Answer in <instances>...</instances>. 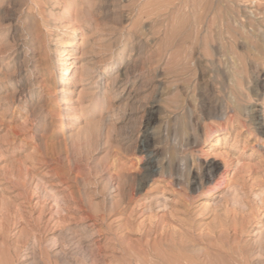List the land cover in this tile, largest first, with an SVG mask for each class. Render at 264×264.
Segmentation results:
<instances>
[{
  "label": "rangeland",
  "instance_id": "rangeland-1",
  "mask_svg": "<svg viewBox=\"0 0 264 264\" xmlns=\"http://www.w3.org/2000/svg\"><path fill=\"white\" fill-rule=\"evenodd\" d=\"M263 45L264 0H0L1 263L264 264ZM120 56L134 87L115 101Z\"/></svg>",
  "mask_w": 264,
  "mask_h": 264
},
{
  "label": "bare ground",
  "instance_id": "bare-ground-1",
  "mask_svg": "<svg viewBox=\"0 0 264 264\" xmlns=\"http://www.w3.org/2000/svg\"><path fill=\"white\" fill-rule=\"evenodd\" d=\"M156 1V0H155ZM165 1V0H164ZM201 1H204V0H201ZM185 2V1H184ZM231 2V1H230ZM160 3V2H159ZM233 4V3H232ZM163 5V4H162ZM244 5V4H243ZM161 7V6H160ZM187 7V6H186ZM201 7V6H200ZM183 8V7H182ZM237 8V7H236ZM154 9V8H153ZM179 9V8H178ZM185 9V8H184ZM191 9V8H190ZM233 9V8H232ZM186 10V9H185ZM194 10V9H193ZM199 10V9H198ZM159 11V10H158ZM179 11V10H178ZM156 12V11H155ZM248 12V11H247ZM199 13V12H198ZM251 13V12H250ZM161 14V13H160ZM194 14H196V13H194ZM254 14V13H253ZM164 16V15H163ZM241 17V16H240ZM254 17V16H253ZM204 18V17H203ZM177 19V18H176ZM194 21V20H193ZM167 23V22H166ZM236 24V23H235ZM239 25H241V24H239ZM244 25V24H243ZM221 27V26H220ZM178 29V28H177ZM232 29V28H231ZM243 29H244V27H243ZM237 30V29H236ZM235 30V31H236ZM257 30V29H256ZM236 34H237V32H236ZM15 35V34H14ZM16 41V40H15ZM259 41V40H258ZM220 43V42H219ZM257 44V43H256ZM223 44H221L220 46H221V48L222 47H224V46H222ZM249 45V44H248ZM253 45H254V43H253ZM259 46V45H258ZM261 46V45H260ZM264 46V45H263ZM262 46V47H263ZM196 47V46H195ZM252 48V45L250 44V46H248V50H250ZM255 48H257V47H255ZM30 49V48H29ZM167 49V48H166ZM229 50H227V51H229L230 53H229V59L227 60V58H226V60H227V62L228 63H230V67H229V69L230 70H228V72H229V74H230V82H231V84H230V86H231V90H232V98H233V101H234V107H236L237 108V112L236 113H234L236 116H240L241 114H240V110H239V106H240V104H242V103H240L239 104V101L241 100L240 98V96H243V94H245V92L242 94V92H243V82L244 81H246L245 79H247L248 78V76H249V73H248V69H247V67H248V65H247V63H246V61H247V59H246V61L245 60H243L241 57H239L236 53H235V50H234V48L232 47V46H229V48H228ZM18 50V49H17ZM28 50V49H27ZM256 50V49H255ZM254 50V51H255ZM263 50V49H262ZM31 53H35L36 51L35 50H33V49H30L29 50ZM251 51V50H250ZM259 51V50H258ZM252 53V52H251ZM255 53V52H254ZM261 53V52H260ZM200 54V53H199ZM263 54H264V52H263ZM257 55V54H256ZM255 55V56H256ZM254 56V55H253ZM258 56V55H257ZM252 57V56H251ZM257 58V60H259L260 61V58H258V57H256ZM169 59V58H168ZM186 59V58H185ZM231 59V60H230ZM245 59V58H244ZM118 60L121 62L120 63V65H124V67L122 68V69H120V70H118L117 72H112L111 74H109L110 75V82H109V84H108V91H109V93H111V97L115 100V101H119V100H121L122 98H123V93L125 92V91H127L130 87H131V84H133L132 85V87H134V82H133V78H134V70H133V68H134V63L133 62H131V61H129L130 59H128L127 61L128 62H126L125 61V59L123 58V56H120L119 58H118ZM230 60V61H229ZM167 61V60H166ZM261 61H262V59H261ZM226 62V61H225ZM226 62V63H227ZM262 64H264V60H263V63ZM261 64V65H262ZM29 65V64H28ZM116 66H117V64H115ZM259 64L257 63V66H258ZM120 67V66H119ZM259 67V66H258ZM35 68V67H34ZM264 68V67H263ZM112 69V68H111ZM119 69V68H118ZM253 69H251V71H252ZM31 72H34L33 71V69L31 70ZM30 72V73H31ZM35 73V72H34ZM261 73V72H260ZM257 74H258V77H259V70H257ZM10 76V75H9ZM188 76V75H187ZM250 77V76H249ZM174 80V79H173ZM248 80H251V79H248ZM259 80H261V79H259ZM169 84V83H168ZM34 84H32V86H33ZM170 85V84H169ZM245 85V84H244ZM257 85V84H256ZM187 87V86H186ZM189 87V86H188ZM26 89V88H25ZM28 89V88H27ZM258 89H259V94H261V91H263L264 90V84H261V81L259 82L258 81ZM247 92V91H246ZM106 93V92H105ZM24 95L26 96V97H28V98H30V97H33V95H35V89H33V88H30L29 90H24ZM42 95V94H41ZM229 100V99H228ZM242 101V100H241ZM41 107V106H40ZM123 109V108H122ZM240 109H241V107H240ZM235 110V109H234ZM118 111H120L119 109H118ZM35 112V111H34ZM117 112V111H116ZM241 112H242V110H241ZM119 113V112H118ZM233 113V112H232ZM247 113V112H246ZM34 114V113H33ZM35 115V114H34ZM113 115H115L116 116V114L114 113ZM247 115H250V116H248V117H250V120H249V128H250V130H251V132L250 133H253L254 135L256 134L257 136H264V119L262 120L261 118V115H260V110L255 106V107H253V108H251V109H249V111H248V114ZM263 115H264V113H263ZM32 117V116H31ZM38 117V116H37ZM114 117V116H113ZM235 117V116H234ZM234 117H231L230 119L232 120V121H234ZM116 118V117H115ZM235 118H237V117H235ZM28 120V119H27ZM239 122V121H238ZM26 123V122H25ZM34 124V123H33ZM242 126V128H243V131H245V128H246V125H241ZM248 127V126H247ZM242 130V129H241ZM242 132V131H241ZM16 133V132H15ZM239 133V132H238ZM248 134H249V132H248ZM238 135V134H237ZM14 136V135H13ZM223 139H226L227 138V136H226V138H225V136L223 135ZM42 139V138H41ZM256 139H258V137L256 138ZM40 140V139H39ZM221 140H222V138L221 137H218V142H221ZM256 141H258V140H256ZM42 142V141H41ZM247 142V141H246ZM67 143V142H66ZM7 144V143H6ZM9 144H10V142H9ZM254 145V144H253ZM216 148H219V145L218 144H215L214 145ZM257 146V145H256ZM255 148V147H254ZM262 148H264V145L262 146ZM6 149V148H5ZM66 149V148H65ZM140 151L142 152V153H148V157L149 158H151V157H153V155L157 152V149L156 148H152L151 149V147H149V146H142L141 147V149H140ZM262 156H264V153H262ZM222 163V162H221ZM219 168H220V165H219V163H217L215 160H210V161H207L206 162V164H205V169H206V174L203 176V180H206V179H208V180H211V177L214 175V174H216L217 172H218V170H219ZM151 170H153V172L155 173L156 171H154V169H151ZM151 176H153L152 174H151ZM201 179V181L200 182H202L201 184H200V186H199V182H197V178H194L192 181H191V183L190 184H194V186L195 185H197L198 184V186L201 188L202 186H203V180ZM68 182H69V180H68ZM72 182V181H71ZM69 186V185H68ZM219 188V187H218ZM77 190V189H76ZM119 196H120V194H119ZM125 197V196H124ZM126 198V197H125ZM26 200V199H25ZM4 203V202H3ZM79 205V204H78ZM5 208V207H4ZM4 210V209H3ZM7 210V209H6ZM0 215H2V213H0ZM42 216V215H41ZM10 218V217H9ZM42 218V217H41ZM8 220V219H7ZM4 222V221H3ZM35 222H37V221H35ZM1 223V222H0ZM38 223V222H37ZM39 224V223H38ZM0 230H2V229H0ZM35 230V229H34ZM33 233V232H32ZM30 234V233H29ZM172 234V233H171ZM210 235V234H209ZM6 236V235H5ZM27 236V235H26ZM173 236V235H172ZM204 236V235H203ZM174 237V236H173ZM172 237V238H173ZM22 238V237H21ZM162 239V238H161ZM170 240V239H169ZM185 240V239H184ZM23 241V240H22ZM217 241V240H216ZM17 242V241H16ZM170 242H171V240H170ZM18 243V242H17ZM25 243V242H24ZM186 243H187V241H186ZM182 244H184V243H182ZM188 244V243H187ZM3 246V245H2ZM149 247V246H148ZM15 248V247H14ZM19 248V247H18ZM30 248V247H29ZM37 250V249H36ZM156 251H158V250H156ZM161 251V250H160ZM0 252H2V251H0ZM10 252V251H9ZM145 253V252H144ZM163 254V253H162ZM234 254H236L237 256H238V258H240V259H234V261L237 263V264H251V261H250V258H249V256H247L244 252H242L241 250H239V248H229L228 249V251H227V254L226 255H229V256H231V255H234ZM245 254V255H244ZM9 256H10V254H9ZM146 257V256H145ZM6 258V257H5ZM10 258V257H9ZM42 258V257H41ZM139 259V258H138ZM145 259V258H144ZM11 260V259H10ZM22 260V259H21ZM44 260V259H43ZM51 260V259H50ZM7 261V260H6ZM14 261V260H13ZM65 261V260H64ZM63 261V262H64ZM135 261V260H134ZM136 261H137V259H136ZM216 261V260H215ZM2 261H1V257H0V264H2L1 263ZM5 262V261H4ZM12 262V261H11ZM56 262V261H55ZM66 262V261H65ZM124 262V261H123ZM144 263L143 261H140L139 263ZM160 262H161V264H202V263H199L197 260H195V259H192V258H189V257H187V256H185V255H182V253H181V255L180 254H176V253H172V252H166L165 254H163L162 255V257H161V259H160ZM159 262V263H160ZM228 262H229V260H228ZM47 263V262H46ZM147 263V262H146ZM226 263V262H225ZM49 264H51V263H49ZM56 264H58V263H56ZM128 264V263H127ZM154 264V263H153Z\"/></svg>",
  "mask_w": 264,
  "mask_h": 264
}]
</instances>
